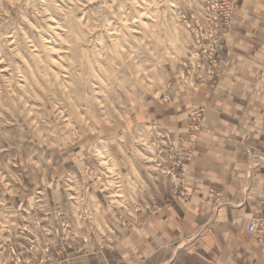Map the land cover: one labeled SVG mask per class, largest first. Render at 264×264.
Here are the masks:
<instances>
[{
  "label": "clouds",
  "instance_id": "clouds-1",
  "mask_svg": "<svg viewBox=\"0 0 264 264\" xmlns=\"http://www.w3.org/2000/svg\"><path fill=\"white\" fill-rule=\"evenodd\" d=\"M0 264H264V0H0Z\"/></svg>",
  "mask_w": 264,
  "mask_h": 264
}]
</instances>
